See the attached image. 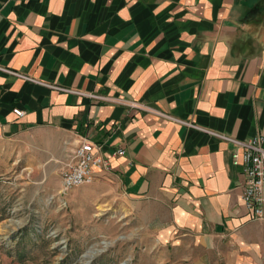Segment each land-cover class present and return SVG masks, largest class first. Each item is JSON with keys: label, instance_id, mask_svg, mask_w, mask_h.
I'll use <instances>...</instances> for the list:
<instances>
[{"label": "crops", "instance_id": "0c3cea01", "mask_svg": "<svg viewBox=\"0 0 264 264\" xmlns=\"http://www.w3.org/2000/svg\"><path fill=\"white\" fill-rule=\"evenodd\" d=\"M0 68L67 90L0 70V221L11 197H34L45 226V200L87 139L112 171L66 194L77 250L124 228L136 264H264V220L246 211L233 144L129 107L264 135V0H0ZM100 210L119 222L98 224ZM37 223L0 232V264H55Z\"/></svg>", "mask_w": 264, "mask_h": 264}, {"label": "built area", "instance_id": "2783aa9c", "mask_svg": "<svg viewBox=\"0 0 264 264\" xmlns=\"http://www.w3.org/2000/svg\"><path fill=\"white\" fill-rule=\"evenodd\" d=\"M0 70L9 74H13L26 81L46 86L50 89L67 91L62 87L44 83L33 77H29L21 73H16L2 68H0ZM92 97L97 98L94 95H92ZM129 107L132 109L144 110L145 112L154 114L158 117L175 121L189 128L203 131L223 141L233 144V165L241 167L242 174L244 176L243 203L246 211L251 217V220H264V135H257L249 140H240L238 138L229 137L220 133H216L214 131H210L208 129H203L192 122L181 121L165 113H161L157 110L144 107L137 102H131ZM13 112L18 117L24 116V112L19 109H15ZM69 154V160L65 164V171L62 172V189L58 193V195H56V197L61 196L62 194L71 191L72 189L91 183L95 177V169H100L107 172L112 171V165L109 158L104 155L102 146L99 144H95L87 139H82L75 146L72 153ZM122 155H124L123 150H119L113 154V156ZM54 198L55 197H52V200ZM48 237L55 238L56 232L51 231L50 233H48ZM123 238V236L119 237L120 240ZM111 243L112 242L109 240L102 241V244L104 246H110ZM108 250L102 251V253H106ZM97 251L98 249L96 250L94 248H91L89 251L82 255V258H86L89 261L91 259L94 260L96 258L95 255ZM133 262L134 260L132 257H126L124 259H121L117 264H133Z\"/></svg>", "mask_w": 264, "mask_h": 264}, {"label": "rangeland", "instance_id": "374dc122", "mask_svg": "<svg viewBox=\"0 0 264 264\" xmlns=\"http://www.w3.org/2000/svg\"><path fill=\"white\" fill-rule=\"evenodd\" d=\"M68 192L62 194L61 196L56 197V194H52L45 200V207L43 216L45 226L42 225V220L39 221V218H33V215L42 216L41 213L32 212L34 209V203H30V201L34 197H11L10 198V208H7L5 214L3 215L5 220L0 221V232L7 228V231H12L17 227H23L24 224L26 225L29 221L33 220L38 222L35 225V228L38 231H43L45 227H47L49 233L51 231L56 232V237L53 238L55 241L54 248L56 253L55 264H117L121 259L126 257H132L136 264V256L135 253H131L133 248V244L137 241V235L132 234V231L124 230L122 228L116 234H99L98 236L93 237L89 242L86 244H82V247L77 250L75 248V243L72 242L73 236L71 235L72 231V223L68 218V213L70 210L69 202L67 201L66 194ZM54 195V196H53ZM60 195V194H59ZM52 197H55L52 200ZM54 209L58 214H67L65 217V223L60 222L56 224L53 222L51 218L48 217V213L50 210ZM37 211V210H34ZM38 213V214H37ZM113 214V213H112ZM112 214L108 211H98L95 215V221L100 223H104L108 225L110 221H118V217L112 216ZM64 219V218H63ZM62 219V220H63ZM99 220V221H98ZM121 221V220H120ZM119 222V221H118ZM6 235V234H5ZM0 235L1 242L3 244L8 243L9 236H2ZM124 237L123 239H119V237ZM79 238V237H78ZM75 239V238H74ZM109 240L112 243L110 246H104L102 241ZM110 247V248H109ZM91 248L98 249L96 252V258L94 260H88L86 258H82V255L89 251ZM140 250H144V248L139 247ZM109 249V250H108ZM106 253H102V251H106ZM139 249H136V252ZM131 253V254H130Z\"/></svg>", "mask_w": 264, "mask_h": 264}]
</instances>
